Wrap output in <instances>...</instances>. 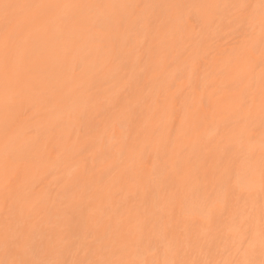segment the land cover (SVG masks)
Wrapping results in <instances>:
<instances>
[{"label": "bare ground", "instance_id": "1", "mask_svg": "<svg viewBox=\"0 0 264 264\" xmlns=\"http://www.w3.org/2000/svg\"><path fill=\"white\" fill-rule=\"evenodd\" d=\"M264 264V0H0V264Z\"/></svg>", "mask_w": 264, "mask_h": 264}, {"label": "snow or ice", "instance_id": "2", "mask_svg": "<svg viewBox=\"0 0 264 264\" xmlns=\"http://www.w3.org/2000/svg\"><path fill=\"white\" fill-rule=\"evenodd\" d=\"M21 264H23V262H21Z\"/></svg>", "mask_w": 264, "mask_h": 264}]
</instances>
